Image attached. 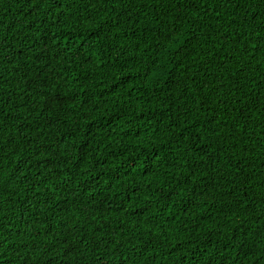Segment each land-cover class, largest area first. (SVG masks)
I'll list each match as a JSON object with an SVG mask.
<instances>
[{
    "label": "trees",
    "instance_id": "16d2710c",
    "mask_svg": "<svg viewBox=\"0 0 264 264\" xmlns=\"http://www.w3.org/2000/svg\"><path fill=\"white\" fill-rule=\"evenodd\" d=\"M264 264V0H0V264Z\"/></svg>",
    "mask_w": 264,
    "mask_h": 264
},
{
    "label": "snow or ice",
    "instance_id": "6c2138e0",
    "mask_svg": "<svg viewBox=\"0 0 264 264\" xmlns=\"http://www.w3.org/2000/svg\"><path fill=\"white\" fill-rule=\"evenodd\" d=\"M196 264H198V261L196 262Z\"/></svg>",
    "mask_w": 264,
    "mask_h": 264
}]
</instances>
